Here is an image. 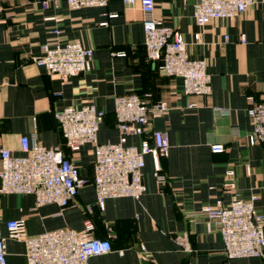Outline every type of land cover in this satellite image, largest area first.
I'll use <instances>...</instances> for the list:
<instances>
[{"label": "crops", "instance_id": "1", "mask_svg": "<svg viewBox=\"0 0 264 264\" xmlns=\"http://www.w3.org/2000/svg\"><path fill=\"white\" fill-rule=\"evenodd\" d=\"M42 1L0 0V145L20 154L24 135L48 147L60 145L89 182L64 208L55 203L36 207L32 194H0L9 264H28L25 242L10 238L7 229L8 221L23 216L30 235L63 227L84 230L92 221L93 236L110 239L113 249L87 264H264L261 257L228 258L219 228L200 212L218 200L229 204L237 193L244 199L257 195L256 206L264 215V142L250 143L248 114L252 100L264 98V0L204 26L193 14L199 0H155V17L183 34L193 58L207 62L212 92L202 96L185 94L181 78L165 74L160 61L148 59L139 0L83 8L65 1L44 8ZM196 33L201 34L198 42ZM72 41L94 49L90 71L63 80L36 63L44 44ZM131 93L170 106L142 136L128 139L139 145L154 130L167 132L171 147L161 159L167 181L158 182L148 155L142 198H109L101 210L93 183V146L71 152L54 111L94 104L106 113L99 142H117L121 131L115 100ZM213 144H223L224 151L214 152ZM229 170L235 188L225 186Z\"/></svg>", "mask_w": 264, "mask_h": 264}, {"label": "built area", "instance_id": "2", "mask_svg": "<svg viewBox=\"0 0 264 264\" xmlns=\"http://www.w3.org/2000/svg\"><path fill=\"white\" fill-rule=\"evenodd\" d=\"M59 1H65L71 8H83L104 7L110 0H43L42 5L47 8L51 3ZM139 1L144 15L148 59L154 63L160 61L159 69L165 74L181 78L185 94L210 95L211 75L206 60L193 58L183 34L155 17V0ZM254 1L199 0L194 5L193 14L197 24L204 26L215 18L237 16ZM123 2L132 5L136 0ZM200 35H194L196 42ZM241 40L247 41L245 34L241 35ZM93 56L94 49L80 41L63 45L44 44L36 63L48 73L65 80L90 71ZM169 111L170 106L166 101L150 104L135 93L117 96L115 116L121 135L117 142L111 143L99 142L98 132L106 113L94 104L65 106L54 111L65 144L71 152H79L86 144L93 146V183L96 204L101 210L105 209L109 198H142L147 192L144 168L148 155L151 156L158 182L166 183L161 159L169 154L171 147L167 132L154 130L150 138L142 139L139 145L129 144L128 139L130 136H142L155 118ZM248 114L253 123L249 134L250 143L264 142V98L260 101L252 100ZM224 149L223 144L212 145L214 152H222ZM0 162V194H32L36 207L55 203L64 208L75 200L80 188L89 182L80 174L75 159L67 157L60 145L45 146L35 136L30 138L24 135L21 138L20 154L0 145ZM227 173L230 179L225 182V186L235 188L234 171L229 170ZM256 201L257 195L244 199L235 193L227 205L218 200L215 205L205 204L201 208L200 212L206 216L208 224H215L219 228L224 253L230 259L264 258V215L257 208ZM7 229L10 238L25 242L28 264H87L91 257L109 253L113 249L110 239L93 236L92 221H88L84 230L63 227L30 235L23 216L8 221ZM142 250L145 254L144 246ZM7 255L6 237L0 227V264H9Z\"/></svg>", "mask_w": 264, "mask_h": 264}]
</instances>
